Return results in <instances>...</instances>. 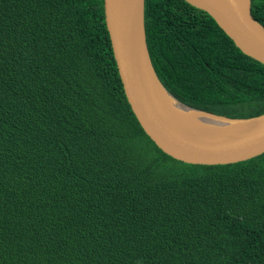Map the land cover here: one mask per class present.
Here are the masks:
<instances>
[{
    "label": "trees",
    "instance_id": "16d2710c",
    "mask_svg": "<svg viewBox=\"0 0 264 264\" xmlns=\"http://www.w3.org/2000/svg\"><path fill=\"white\" fill-rule=\"evenodd\" d=\"M144 30L178 102L264 116V66L207 14L145 0ZM0 264H264V155L163 154L124 95L103 0H0Z\"/></svg>",
    "mask_w": 264,
    "mask_h": 264
},
{
    "label": "water",
    "instance_id": "95a60500",
    "mask_svg": "<svg viewBox=\"0 0 264 264\" xmlns=\"http://www.w3.org/2000/svg\"><path fill=\"white\" fill-rule=\"evenodd\" d=\"M145 0H103L111 50L128 105L150 141L169 158L192 166H231L264 155V116L232 120L191 109L173 98L153 69L144 30ZM207 14L235 47L264 66V27L252 17L251 0H183ZM171 99L189 111L228 122L258 121L237 134L210 135L180 117Z\"/></svg>",
    "mask_w": 264,
    "mask_h": 264
},
{
    "label": "bare ground",
    "instance_id": "6f19581e",
    "mask_svg": "<svg viewBox=\"0 0 264 264\" xmlns=\"http://www.w3.org/2000/svg\"><path fill=\"white\" fill-rule=\"evenodd\" d=\"M173 105L177 106L180 117L188 124L199 131L208 132L210 135L237 134L259 125L260 120L251 122H228L213 118L208 115L196 113L183 108L176 101L171 99Z\"/></svg>",
    "mask_w": 264,
    "mask_h": 264
}]
</instances>
